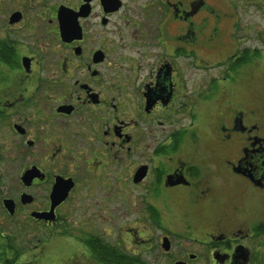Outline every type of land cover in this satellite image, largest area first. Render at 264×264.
Wrapping results in <instances>:
<instances>
[{"label":"flooded vegetation","instance_id":"flooded-vegetation-1","mask_svg":"<svg viewBox=\"0 0 264 264\" xmlns=\"http://www.w3.org/2000/svg\"><path fill=\"white\" fill-rule=\"evenodd\" d=\"M212 44H254L262 58L264 0H0V264H46L50 248L74 247L96 264H138L130 240L157 227L158 256L170 255V234L193 231L180 192L200 208L220 170L261 194L236 186L240 198L224 201L250 221L187 235L206 254L171 264L264 259V136L238 110L224 118L222 74L211 90L206 79L192 86V70L221 67L201 52ZM240 133V155L220 153L208 170L204 148ZM132 210L150 224L128 232Z\"/></svg>","mask_w":264,"mask_h":264},{"label":"rangeland","instance_id":"rangeland-1","mask_svg":"<svg viewBox=\"0 0 264 264\" xmlns=\"http://www.w3.org/2000/svg\"><path fill=\"white\" fill-rule=\"evenodd\" d=\"M254 44H228V45H219V44H212L207 45L206 47H211L210 51L206 49L201 51L206 54V61L209 64H219L221 67L211 69L209 67L208 70L211 72L205 73L203 72H196L192 70V73H196L194 76L192 74V86L196 83L195 81H201L202 79H206L208 89L211 90L210 86L211 83L208 81L210 80H217L218 74L220 76L222 74V100L220 102H224L222 105L220 102L217 104L219 107L224 108L223 116L226 119L230 116L229 112L232 110H238L243 113V122L247 126L257 125L258 126V134L264 136V56H260V54L253 52ZM257 48L264 51V46L256 45ZM253 52V55H248L249 52ZM258 52V51H257ZM235 62L228 60L226 58H230L234 55ZM207 56H210L209 58ZM233 57V56H232ZM256 62L254 64L253 62ZM261 60L260 62H258ZM235 64L234 68L233 65ZM216 66V65H214ZM227 78V79H226ZM230 87H229V86ZM217 93L220 91V85L217 88ZM216 93V95H217ZM217 97V96H216ZM218 99V98H217ZM236 107V109L234 108ZM217 111H219L217 109ZM221 120V116H220ZM217 121L215 120V126L217 127ZM219 122V121H218ZM213 128V129H214ZM202 138L205 139L204 134H202ZM208 141V140H207ZM206 143V142H205ZM235 144L234 146H231ZM245 145L244 136L240 133L238 134L237 138L232 141H226L224 146L220 149L218 148H204V153L206 159L208 158V170L213 169L215 165H211V161L217 164V160L219 155L224 154L228 155L229 159L232 158L231 154L235 155L236 157L240 155L241 148ZM185 155L191 153V149L186 148L184 150ZM210 161V162H209ZM227 161H224L226 164ZM220 174L218 175V179L213 177L209 187H208V200H202L200 208L194 207L196 202H191V197L187 194V190L180 192L181 196L186 201L188 208L185 207V204L182 201H177V210L179 213L183 214L185 219V225L187 229L193 230L190 232L184 229L176 228L173 233L170 234V238L173 241V248L170 255H160L158 256V239L161 238V234H166V232L162 228H158L157 231H154L153 237H144L145 239L138 237V235H134L133 239L130 240L131 245L129 248L132 249L126 252L132 260H138V264H171L173 258H178L182 255H186V253H194L199 254L202 258L206 252L203 250L204 248L201 247L198 243L191 240L190 237L194 239H203V236L200 234L201 230L206 229L208 232L207 235L214 232H219V229H226L232 228L233 225L235 229L240 227L239 225H247L250 221L251 217L248 219H242L240 221L235 220V217L228 211H225V208H230L231 203H225L224 201L228 202L229 197L235 198L237 190H234V187L240 186V188H244V191L249 195H261L260 193L256 192L254 189L247 188L244 184V180L242 177H235L234 175H230L225 171H219ZM212 173H216V171H212ZM221 176V178H219ZM203 187V186H202ZM201 187V188H202ZM158 192L161 190L158 189ZM150 195L149 197H151ZM240 197H236L239 199ZM129 199H131V193L129 194ZM260 200V209L264 213V198H255ZM232 200V199H231ZM200 201V200H199ZM204 205V206H203ZM235 208H241L243 204L239 203L237 200L232 204ZM138 206L137 202L133 199L129 200V207ZM203 212H202V208ZM236 211V210H235ZM236 212H234V215ZM257 215V214H255ZM261 218L255 217V223L257 220L264 221V214L258 215ZM173 218V217H172ZM170 218L169 224H174L173 219ZM128 226L126 229L128 232L131 231L130 229H134L136 232L142 226L144 229V225L150 224L148 220L139 219L137 215L134 214V210L131 212L129 211L128 214ZM134 222V223H133ZM113 227L115 224H118L115 221H112ZM152 230V226H151ZM186 230V231H185ZM109 228H107V232ZM138 232V231H137ZM142 236L143 233L139 232ZM197 234V236H195ZM190 237H188V236ZM97 237H102L105 235L96 234ZM195 236V237H194ZM95 238V237H92ZM112 244L114 245V241L117 239L116 236L110 238ZM138 244V247H134L133 245ZM57 244V242H56ZM133 244V245H132ZM64 245H67L65 243ZM71 245V244H70ZM161 247V246H160ZM135 248V249H134ZM53 252H49V257L46 260V264H96L93 259L88 260L83 254L81 247L77 248L74 247L73 250L68 248L65 253L62 249H57L54 251V248H50ZM135 252L138 255H133L132 253ZM55 255V256H54ZM264 262V259H261V256H257L254 259V264H261ZM203 264V263H202ZM253 264V263H252Z\"/></svg>","mask_w":264,"mask_h":264},{"label":"water","instance_id":"water-1","mask_svg":"<svg viewBox=\"0 0 264 264\" xmlns=\"http://www.w3.org/2000/svg\"><path fill=\"white\" fill-rule=\"evenodd\" d=\"M165 247H168V246H165ZM247 262H248V260H245V264H247ZM176 264H183V263H176Z\"/></svg>","mask_w":264,"mask_h":264},{"label":"trees","instance_id":"trees-1","mask_svg":"<svg viewBox=\"0 0 264 264\" xmlns=\"http://www.w3.org/2000/svg\"><path fill=\"white\" fill-rule=\"evenodd\" d=\"M261 264H264V262H263V263H261Z\"/></svg>","mask_w":264,"mask_h":264}]
</instances>
